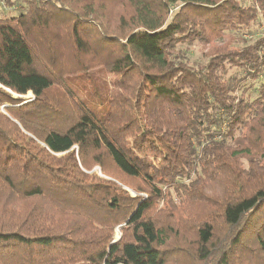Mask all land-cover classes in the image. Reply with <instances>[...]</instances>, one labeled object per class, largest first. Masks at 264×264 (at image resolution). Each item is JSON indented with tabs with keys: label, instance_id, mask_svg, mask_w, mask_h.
Returning a JSON list of instances; mask_svg holds the SVG:
<instances>
[{
	"label": "trees",
	"instance_id": "1",
	"mask_svg": "<svg viewBox=\"0 0 264 264\" xmlns=\"http://www.w3.org/2000/svg\"><path fill=\"white\" fill-rule=\"evenodd\" d=\"M3 105L0 264H264V0H0Z\"/></svg>",
	"mask_w": 264,
	"mask_h": 264
},
{
	"label": "rangeland",
	"instance_id": "2",
	"mask_svg": "<svg viewBox=\"0 0 264 264\" xmlns=\"http://www.w3.org/2000/svg\"><path fill=\"white\" fill-rule=\"evenodd\" d=\"M180 48H182V50H180L181 52H185L186 58L190 56V59H189L190 63L195 61L199 64H203L206 61L204 58V53H205L204 49L202 46H200V44L192 43L188 47L181 46ZM204 48L207 49V47H204ZM67 52L70 53V50H67ZM111 77L112 76L105 73L104 69L100 67H94L90 69L88 73L80 75L77 78L76 82H73V83H76L74 85L79 90V94L81 93L82 95H85L86 94L84 92L85 88L92 89L93 87H95V85H97L98 83L102 81L103 82L110 81ZM32 100H33L32 95L28 94L25 96L24 102H30ZM0 112L5 113L4 105L0 106ZM60 157L62 158V156H58L57 158H60ZM241 164L243 167L247 168L246 161H242ZM109 171L113 173L114 170L113 168H109ZM85 174L89 177H94L92 179L93 181L95 180L96 181L98 180L112 181L111 179L104 177L105 175L101 174V171L98 167H93L89 171H86ZM89 177H88V181H90ZM120 181L121 182L123 181L125 184H129V183L132 184V181L130 179L126 182L122 178ZM127 191L129 192L131 196L135 195L134 191H132L131 189H128ZM222 191H223V185L221 182L212 183L210 185H206L205 182H203L202 184H199L197 186L196 190L193 192L194 194L193 198H190L189 201L184 205V209L189 210V213H186L185 216L184 215L182 216L184 219L183 223L185 222L184 223L185 229L179 231L180 235L178 234L179 236L178 235L175 236L173 238L174 241H176L178 244H181L182 246L187 248L189 251L193 250L194 244L196 241V232H195V228L193 227L194 223H191V222L193 218L198 217L201 214L202 209H203L200 204L194 201L195 196H198V198L200 199L204 198L206 200L208 199L212 200V203H213L215 201L218 202V200L222 196ZM167 222H168V219H167ZM121 235L122 234H121L120 228L119 227L115 228L114 233H113V240L114 241L118 240L121 237ZM177 259H173L172 261H169L167 264H184V262L186 264L184 256L178 257ZM189 264H193V263L189 261Z\"/></svg>",
	"mask_w": 264,
	"mask_h": 264
},
{
	"label": "water",
	"instance_id": "3",
	"mask_svg": "<svg viewBox=\"0 0 264 264\" xmlns=\"http://www.w3.org/2000/svg\"><path fill=\"white\" fill-rule=\"evenodd\" d=\"M114 242H116V240H115V241H113V243H114Z\"/></svg>",
	"mask_w": 264,
	"mask_h": 264
}]
</instances>
